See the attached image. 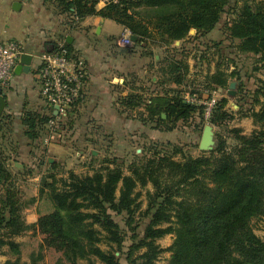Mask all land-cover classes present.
Listing matches in <instances>:
<instances>
[{"label": "trees", "instance_id": "1", "mask_svg": "<svg viewBox=\"0 0 264 264\" xmlns=\"http://www.w3.org/2000/svg\"><path fill=\"white\" fill-rule=\"evenodd\" d=\"M44 2L70 24L90 15L121 24L137 37L133 45L145 48L144 55H152L150 44L170 45L188 36L191 28L196 29L194 39L219 28L218 38L202 41L198 48L197 58L214 65L201 83L187 79L184 49L176 47L173 52L167 49L161 60L158 92L145 98L132 91L118 99L124 111L143 106L136 117L160 131L170 132L179 122L188 127L195 115L198 122L189 126L202 131L206 121L203 106L187 102L184 95L201 96L209 91L210 97L213 91L227 87L230 79L241 76L242 66L236 58L222 55V48H231L240 57L253 55L254 69L258 70L257 65L264 68V0H118L99 9L95 0ZM56 46L46 51L56 50ZM64 46L72 59L79 58L67 43ZM252 98L250 106L239 113L250 117L258 129L242 134L240 128L232 127L225 135L221 128L229 126L235 115L222 97L207 120L219 127L215 146L196 156L180 143L152 141L124 167L122 160L104 159L103 166L91 172L69 170L59 179L54 170L61 164L48 162L38 197L48 200L51 209L34 223L26 222L16 185L17 175H24V169L14 166V173L9 167L11 157L0 146V253L7 246L16 256L2 264H35L41 259L40 251L32 253L28 262L18 258L20 245L15 238L29 230L43 236L40 249L51 247L60 253L53 264H120L127 238L130 244L124 253L128 264H156L164 250L156 241L166 234L174 237L165 264H264V237L256 235L251 224L254 218L264 220V81ZM79 102L80 98L71 103L72 111ZM43 109L24 111L20 117L22 134L31 146L47 130L49 116ZM4 118L9 119L7 124ZM69 119L65 125L71 126ZM11 121L9 116H1L0 129L10 127ZM228 138L233 141L229 150ZM89 158L94 162L98 156L89 154ZM38 161V166L45 163L43 158ZM148 183L152 187L145 190L146 206L141 211L139 193L134 189ZM113 214L123 217L124 231ZM143 218L147 220L140 230Z\"/></svg>", "mask_w": 264, "mask_h": 264}, {"label": "crops", "instance_id": "2", "mask_svg": "<svg viewBox=\"0 0 264 264\" xmlns=\"http://www.w3.org/2000/svg\"><path fill=\"white\" fill-rule=\"evenodd\" d=\"M15 2L20 5L14 7ZM103 6L104 4L101 3L96 4L97 9ZM124 28L121 24L98 15L85 16L77 20L75 24H70L63 14L56 12L55 8L44 0H0V37L19 41L25 52L32 56L30 69L27 72H14L9 84L3 88L6 106L2 115L14 118L20 123V117L24 111L37 110V106L45 109L38 95L34 71L39 66L40 55L44 51L50 50L53 44L65 42L76 56L84 59L86 64V81L80 102L70 114L74 128L87 129L96 125L95 127L106 129L108 126H119L128 130L138 129L141 131L152 127V124L142 122L135 115L138 111H144L143 106L131 109V111H124V108L122 106L120 108L116 101L117 98L132 91L143 94L145 98L158 92L160 87L157 82L162 76L161 60L167 54V49L169 52H173L176 47L184 49V60L188 64L187 79L195 78L197 83H201L207 71H200L204 60L197 58L198 48H202L199 45L202 41L208 42L210 38H218L220 30L217 27L204 37L197 35V38L194 39L196 29L191 28L188 36L174 40L170 45L150 44L149 46L153 50L152 55H144L145 48L140 44L133 45V41L130 46L120 49V54H114L111 49V39L114 35H121ZM181 48H177V50L180 51ZM121 71L123 74L119 77ZM116 78L118 81L123 80L124 83L119 91L114 86ZM191 98L193 97L191 96L189 99ZM184 99L186 100V96ZM121 110L124 114L120 112ZM196 120L198 122L199 118L195 115L189 120L187 126L190 125L189 123H195ZM114 121L115 125L114 123L112 125L111 122ZM117 122H120V125H117ZM178 125L186 127V123L179 122ZM153 136V138H158L155 134ZM92 142L90 138L82 140L85 149L80 151L81 156H84L86 147L93 144ZM26 144L28 145V141ZM54 147L56 145L53 143L47 146L42 145L40 149L38 148L37 153L33 150L34 156L43 158L49 163L57 162L58 159L54 157V154L59 151V148ZM89 150L96 153L90 148ZM39 216L35 215L31 222H27V220L26 222L34 223Z\"/></svg>", "mask_w": 264, "mask_h": 264}, {"label": "rangeland", "instance_id": "3", "mask_svg": "<svg viewBox=\"0 0 264 264\" xmlns=\"http://www.w3.org/2000/svg\"><path fill=\"white\" fill-rule=\"evenodd\" d=\"M119 37L120 34H117L114 35V37H112L111 39L110 44L112 46L111 49L114 51V54H120V49L124 48L123 46H120L118 44ZM233 51V49L227 47L221 49L222 55L233 58L234 60L236 58L239 66H242L240 74L241 76L239 78L230 79L229 81V83L234 82V86L232 88H229L228 84L227 87L216 90L215 96L217 100L222 97L226 98V107L235 115V118L230 122V125L227 127L223 126L221 129L223 130L225 135H228L226 131L232 127L240 128L242 134H250L253 130L258 129V127L252 122V119L250 117H241L239 111L243 112L250 106L251 100L253 99L252 97L254 96L256 89L261 86V81H264V68H262L261 65H257L258 70L254 69V62L256 63V58L253 55H242L240 57L235 55ZM213 70V61H204L202 70L200 71L211 72ZM119 73H121V75L119 76L121 77L123 71ZM116 79L117 80L115 81L114 86L116 87V90L119 91L124 83L123 80L118 81V78ZM229 90H232L234 92L233 96L229 94ZM205 93L206 94L204 95L200 94L201 96L190 94H185L184 96H192L194 98L197 97L199 100H204V98H208L207 94L209 93V91L208 93L207 91H205ZM241 96L245 97V101L241 100ZM119 98H117L116 101H118ZM196 105L199 106L202 104ZM255 107L257 108V106ZM36 109L41 110L40 106H37ZM120 112H123V110H121ZM12 120H14V118H12ZM7 121H9V119L4 118L3 123L7 124ZM113 123L115 125V121L111 122L112 125ZM70 124L72 125L69 126V124H66L61 136H58L54 139L53 142L50 143L56 145V147L54 148H59V151L54 154V157L58 159L57 162L61 164L58 169L54 170L57 171V179H59L60 177H65L67 171L69 170H72L78 174L91 172L94 168L103 166L102 161L104 159L115 158L118 161L122 160L124 167L133 159L135 155L140 154L141 149H144L145 145L149 144L152 141H172L180 143L184 145L185 151L193 156H196L201 152L198 149L197 145L200 133L193 131V128H191V126L183 127L182 125H178L175 131L166 133L165 131L159 132V129H156L159 130L157 132L153 130L155 128L151 127L150 125H148L150 126L149 128H145L144 130L140 131L138 129L128 130L124 129V127L120 128L119 126H108L106 129L95 127L96 125H92L87 129L74 128V122L72 120L70 121ZM118 124L120 125V122H117V125ZM205 124L210 123L205 121L204 125ZM9 125L10 127L6 125L2 129H0V146L3 147L4 152H6L5 154H9V156L11 157V159L9 160V167L14 173H16V170H14V166L24 169V175H17L16 185L20 190L19 195L24 206L23 215L27 222H31L35 215H42L43 213H46L51 209V203L48 200L44 198L40 199L38 197L39 182L42 175H46L48 162L44 159L45 163L42 166H38V160L40 158L34 156L33 153V150H35V153L38 152V150L43 145L42 141L37 140V143L33 142L34 144L32 146H29L31 144H26V141L28 140H26V138L23 136L20 124L14 120L13 122L11 121V124ZM218 130V126H212V131L214 133L215 139ZM154 134L158 136L157 139L153 138ZM84 138H90V140L93 141V144H91L88 148L86 147L87 150L85 151L84 156H81L80 151L82 149H85L84 144L82 143V140H84ZM227 142V149L229 150V147L232 146L233 141L228 138ZM89 148L93 151H96V153L90 151ZM92 153L98 156V159L94 162H89V154ZM15 162L21 164L22 167L15 165ZM104 164L107 165V163ZM151 187L152 186L148 183L144 187L137 186L134 189V192L139 193L137 202H140L141 211L146 206V200L144 197L145 190H151ZM116 192L118 194V190ZM113 218L116 220V222H118L120 228L124 231L125 227L123 217L113 214ZM146 220L147 218H143L140 221V230L144 227V223L146 222ZM251 224L254 233L263 238L264 220L261 218H254ZM129 235H131V233H128V236ZM173 237V234H166L156 241V243L164 249L160 254L156 264H165L171 256V251H169L168 248L172 244ZM42 238V235L33 230L26 231L20 236H17L15 240L19 242L20 245V254L18 256L19 260L28 262L32 253L37 254V252L40 251L42 257L35 264H53L55 260L60 256V253L55 251L51 247L44 246L40 249L39 245L42 241ZM129 244L130 239L127 238L124 241L123 248H121V252L123 253H120L119 255V251L115 252L116 255H119L120 264H128L124 252L126 251V248ZM100 247L102 249H107V247L103 243L100 244ZM15 257V255L9 252L8 247L4 246L2 252L0 253V264H2L7 259H14Z\"/></svg>", "mask_w": 264, "mask_h": 264}, {"label": "built area", "instance_id": "4", "mask_svg": "<svg viewBox=\"0 0 264 264\" xmlns=\"http://www.w3.org/2000/svg\"><path fill=\"white\" fill-rule=\"evenodd\" d=\"M97 3L107 4L118 0H95ZM131 33L124 28L118 44L128 47L132 44ZM26 53L19 41L0 37V88H5L14 74L20 56ZM38 87V95L49 116L46 133L41 138L44 146L49 145L55 138L61 136L65 122L72 113L71 103L80 98L85 86L86 64L84 59H72L64 42L57 43L56 50L44 51L40 55V64L34 71ZM216 91L202 101L186 97V101L193 104H202L203 118L207 121L214 108L217 98ZM56 110V114L54 111Z\"/></svg>", "mask_w": 264, "mask_h": 264}, {"label": "water", "instance_id": "5", "mask_svg": "<svg viewBox=\"0 0 264 264\" xmlns=\"http://www.w3.org/2000/svg\"><path fill=\"white\" fill-rule=\"evenodd\" d=\"M20 4L19 3H14V7H18ZM192 32L194 30H191ZM131 41H136L137 37L135 35H131L130 36ZM32 56L28 53H24L20 56V62L18 65H16L14 72L15 73H20L21 71L23 72H27L30 69V62H31ZM234 86V82H230L229 83V88H232ZM229 94L231 96L234 95V92L232 90H229ZM5 106H6V100H5V96H4V92L3 90L0 88V117L2 116L4 110H5ZM54 113L56 114V110L54 111ZM163 117H165V115H162ZM215 136L214 133L212 131V126L210 124H205L202 131H201V135H200V139L198 142V149L200 151H211L214 146H215ZM49 161H52L51 159H49ZM15 165L22 167L21 164L19 163H15Z\"/></svg>", "mask_w": 264, "mask_h": 264}]
</instances>
